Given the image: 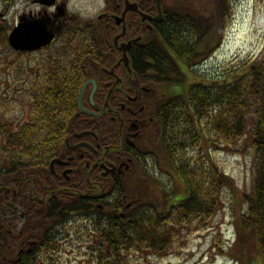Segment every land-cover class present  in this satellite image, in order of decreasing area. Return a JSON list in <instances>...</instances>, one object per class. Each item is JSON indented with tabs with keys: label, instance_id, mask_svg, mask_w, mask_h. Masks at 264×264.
Segmentation results:
<instances>
[{
	"label": "trees",
	"instance_id": "obj_1",
	"mask_svg": "<svg viewBox=\"0 0 264 264\" xmlns=\"http://www.w3.org/2000/svg\"><path fill=\"white\" fill-rule=\"evenodd\" d=\"M220 2L223 8L216 12L218 17L181 5L165 6L162 19L154 22L156 32L132 50L139 78L159 98L147 105L149 110L154 108L157 117L153 134L175 179L185 185V195L178 199L172 196L167 206L161 205L147 195L148 178L136 179L134 172L133 176H116L110 191L85 195L78 191L73 199L58 190L40 191L44 202L48 198L59 200L55 211L47 212L52 225L42 241L44 248L39 249V241L22 256L2 254L0 264H55L61 242L71 236L67 218L72 216L83 221L79 227L88 234L85 254L93 264H136V257L146 252L164 253L175 241L176 228L194 219L206 220L225 208L221 194L234 182L212 158L213 148L253 152V179L250 191L242 194L240 226L258 240L264 260V52L228 66L221 78L198 71L227 35L233 16L231 0ZM217 20L221 27L213 44ZM69 32L54 45L48 62H41L43 67L26 85L25 121L9 117L15 108L7 92L12 78L6 75L0 83L6 84L0 87V186L33 181L30 175L37 178L64 146L66 133L77 127L81 115L75 112L83 76L91 65L89 58L99 57L98 32L88 27V22L77 25L75 33ZM0 33L7 43L6 29L0 26ZM37 51L13 50V58H6L1 67L7 71L17 58ZM196 71L199 78L190 79ZM154 153L131 151V169L139 167L142 160H157ZM61 221L57 236L54 227ZM77 237H81L80 232ZM223 249L225 254L230 252Z\"/></svg>",
	"mask_w": 264,
	"mask_h": 264
},
{
	"label": "flooded vegetation",
	"instance_id": "obj_2",
	"mask_svg": "<svg viewBox=\"0 0 264 264\" xmlns=\"http://www.w3.org/2000/svg\"><path fill=\"white\" fill-rule=\"evenodd\" d=\"M31 1L37 8L24 9L18 13V19L42 17L55 32L57 41L69 31L75 33L77 25L88 22V27L98 32L99 57L89 58L91 65L79 91L80 94L84 88L81 104L85 110L79 104L76 106L75 115L81 117L77 127H72L64 136V146L38 172L37 178L29 176L33 181L0 186V191L3 190L0 255L5 256L10 253L22 256L39 241V249L44 248L42 241L52 225L47 212L55 211L59 200L48 198L44 202L38 192L58 190L73 199L78 191L83 195L110 191L111 182L116 176L127 174V169L122 166L121 173L118 170L106 173L107 167L130 162L131 151H144L141 139L148 133L153 135L157 124L154 108L149 110L147 105L150 100L155 104L159 98L149 87L143 90L144 84L133 67L132 50L156 32L154 22L159 20L154 17L159 13L158 0H105V9L91 18L81 17L76 13L81 11L69 8L67 0H56L52 5ZM146 12L153 16L150 22L144 21ZM55 159L58 160L52 164ZM74 217L67 218L68 224ZM61 228L62 221L56 222L57 236ZM69 228L68 225L67 231Z\"/></svg>",
	"mask_w": 264,
	"mask_h": 264
},
{
	"label": "rangeland",
	"instance_id": "obj_3",
	"mask_svg": "<svg viewBox=\"0 0 264 264\" xmlns=\"http://www.w3.org/2000/svg\"><path fill=\"white\" fill-rule=\"evenodd\" d=\"M104 2L105 0H67V5L72 10L81 11L76 12L81 17L91 18L105 9ZM221 3L220 0H164L166 6L181 5L185 9L201 12L210 17H218L216 12L223 8ZM29 8H37V5L31 0H0V24L4 28L9 25L10 31L17 21L18 13L24 9L28 11ZM230 11L233 12V16L228 24L225 40L215 48L216 50L214 49L211 57L198 67L201 74H208L210 78H221L223 77L221 72L228 66L232 67L238 61L250 59L264 52V0H231ZM220 27L217 20L213 29L215 39L211 40L213 44L217 42ZM1 37L0 33V83L6 75L12 78V87L7 92L10 93L15 108L9 111V117H19V122H23L27 119L25 112L27 103L24 96L28 89L26 85L43 67L44 63L41 62H48L50 58L48 54L53 53L55 44L31 55L23 54L5 71L1 67V62L6 58H13L14 49L8 40L5 43L6 40ZM30 67H33V70L29 71ZM198 71L190 75V79L199 78ZM4 86L0 84L1 88ZM141 142L144 150L155 152L157 160L154 158L142 160L139 167L130 168L128 174L133 176L134 172L136 175L133 177L144 178L145 181L148 178L150 186L146 191L147 195L154 197L161 205L167 206L172 196L178 199L185 195V185L175 179L155 135L148 133ZM211 155L234 182L221 194L225 208L218 210L206 220L194 219L176 228L179 232L175 234V241L164 253L136 254L141 255L134 260L136 264H264L258 240L248 228L240 226L244 206L242 194L250 191L253 179V152L249 150L241 154L213 148ZM232 204L235 206L233 210ZM81 222L83 223L82 220L79 222L73 220L69 224L71 236L61 242L57 254L59 257H56L55 264H93L85 254L88 246L84 242L88 234L79 227ZM79 232L81 237H77ZM221 247L230 252L225 254Z\"/></svg>",
	"mask_w": 264,
	"mask_h": 264
},
{
	"label": "water",
	"instance_id": "obj_4",
	"mask_svg": "<svg viewBox=\"0 0 264 264\" xmlns=\"http://www.w3.org/2000/svg\"><path fill=\"white\" fill-rule=\"evenodd\" d=\"M40 1L51 4L54 3L55 0H40ZM144 16L151 17L150 15L147 14H144ZM53 38H54V32L48 27L47 22L44 19L26 20L25 17H21L19 23L13 28V30L9 34V41L11 45L18 50L38 49L50 43ZM83 90L84 88L82 89V91ZM81 99H82V93L79 96L80 105H81ZM56 160L58 159L53 160L52 164ZM121 165L118 168L116 165L107 167L106 173L113 172L116 169L120 171Z\"/></svg>",
	"mask_w": 264,
	"mask_h": 264
}]
</instances>
